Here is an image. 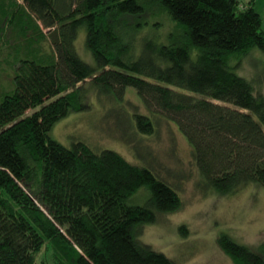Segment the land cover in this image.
<instances>
[{
    "label": "trees",
    "instance_id": "16d2710c",
    "mask_svg": "<svg viewBox=\"0 0 264 264\" xmlns=\"http://www.w3.org/2000/svg\"><path fill=\"white\" fill-rule=\"evenodd\" d=\"M20 1L0 0V70L11 69L0 80V264H46L37 261L42 249L52 264H174L138 240L144 224L181 208L163 168L48 135L69 112L89 107L87 79L112 104L114 135L135 156L143 151L137 137L164 119L190 146L202 193L264 188V31L253 0ZM161 15L174 25L166 41L157 32L137 36L162 26ZM79 29L92 63L76 53ZM42 40L50 52L39 49ZM253 49L263 71L246 79L231 59ZM127 88L143 111L124 98ZM141 187L150 191L146 203L128 204ZM217 245L233 264H264V243L253 248L221 234Z\"/></svg>",
    "mask_w": 264,
    "mask_h": 264
},
{
    "label": "rangeland",
    "instance_id": "374dc122",
    "mask_svg": "<svg viewBox=\"0 0 264 264\" xmlns=\"http://www.w3.org/2000/svg\"><path fill=\"white\" fill-rule=\"evenodd\" d=\"M248 1L250 0H242L243 3ZM253 1L254 8L262 19L261 28L264 30V0ZM17 2L21 3L20 0ZM151 20L150 18V22ZM159 21L162 26L155 31L153 27L151 29V26H145L137 36H149L157 32L159 41H166L168 33L173 31V22L166 15H161ZM41 28L47 35V29ZM38 47L43 53L51 50L48 40L40 41ZM74 47L81 60L92 63L91 55L84 43L83 29H79ZM5 55L6 53L1 54ZM1 56L0 61L3 59ZM262 59V52L253 49L250 56L239 59L234 57L231 62L235 64L239 62L234 70L237 75L251 79L262 73ZM2 69L4 70H0V80L5 84L11 69L5 66ZM89 82L87 79L81 84L87 89L83 100L89 107L69 112L51 127L48 135L67 147L71 142L80 140L95 151L102 149L116 151L129 162L152 171L153 168L155 170L157 167L163 168L160 169L161 175L175 187L181 200V208L174 213L164 214L154 223L144 224L138 236L140 242L163 253L172 259L174 264H233L217 245V239L221 234L228 235L236 243L253 248L264 243L263 187L250 185L231 196L202 193L196 186L197 173L192 162L190 146L176 125L164 119H158L154 134L137 137L143 151L139 157L135 156L133 150L114 135L113 119H107L106 116L108 110L110 113L112 104L108 99L98 95ZM173 89L188 93L175 87ZM124 98L138 105L143 111L133 89L127 88ZM128 109L130 111V108ZM31 112L32 110H29L26 113ZM146 150L149 152L146 153ZM149 196V189L141 187L128 198L127 203L141 206L146 203ZM180 226L187 229L184 236L179 233ZM42 260L46 264H52L50 253L44 249L37 256V261Z\"/></svg>",
    "mask_w": 264,
    "mask_h": 264
},
{
    "label": "crops",
    "instance_id": "0c3cea01",
    "mask_svg": "<svg viewBox=\"0 0 264 264\" xmlns=\"http://www.w3.org/2000/svg\"><path fill=\"white\" fill-rule=\"evenodd\" d=\"M254 3V7H255V2H253ZM262 20V19H261ZM261 25H262V23H261ZM264 31V30H263Z\"/></svg>",
    "mask_w": 264,
    "mask_h": 264
}]
</instances>
